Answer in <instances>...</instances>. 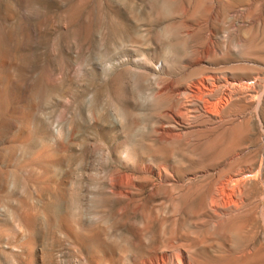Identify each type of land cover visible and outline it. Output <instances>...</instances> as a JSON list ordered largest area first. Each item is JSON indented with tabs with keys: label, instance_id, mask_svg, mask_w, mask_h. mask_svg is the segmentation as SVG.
Segmentation results:
<instances>
[{
	"label": "rangeland",
	"instance_id": "374dc122",
	"mask_svg": "<svg viewBox=\"0 0 264 264\" xmlns=\"http://www.w3.org/2000/svg\"><path fill=\"white\" fill-rule=\"evenodd\" d=\"M0 264H264V0H0Z\"/></svg>",
	"mask_w": 264,
	"mask_h": 264
},
{
	"label": "bare ground",
	"instance_id": "6f19581e",
	"mask_svg": "<svg viewBox=\"0 0 264 264\" xmlns=\"http://www.w3.org/2000/svg\"><path fill=\"white\" fill-rule=\"evenodd\" d=\"M215 74H216V73H215ZM212 76H214V75H212ZM208 77H209V76H208ZM210 77H211V76H210ZM217 77H218V76H217ZM215 78H216V77H215ZM222 78H223V77H222ZM218 79H219V77H218ZM209 80L212 81V78L201 79L200 82H199L198 84L201 85L202 88H205V89H206V87H208V84H209V83H207V82H208ZM214 80H215V79H214ZM225 80H226V79H225ZM211 81H210V82H211ZM220 81H222V80H220ZM223 81H224V79H223ZM225 82H226V81H225ZM233 82H234V81H233ZM212 83H213V82H212ZM256 83H257V82H256ZM256 83H255V84H256ZM193 84H194V83H193ZM196 84H197V83H196ZM233 84H234V83H232V85H233ZM244 84H245V83H244ZM259 84H260V83H259ZM261 84H262V83H261ZM211 85H212V84H211ZM213 85H214V84H213ZM215 85H216V84H215ZM248 85H249V84H248ZM193 86H196V85H193ZM223 86L225 87V85H223ZM238 86H239V85H238ZM241 86H242V85H241ZM244 86H245V85H244ZM250 86H252V84H251ZM260 86H261V85H259L258 87H260ZM196 87H197V86H196ZM196 87H195V88H196ZM215 87H216V86H215ZM245 87H247V86H245ZM245 87H244V88H245ZM192 88H193V87H192ZM198 88H199V87H198ZM198 88H197V89H198ZM216 88H217V87H216ZM210 89H211V88H210ZM212 89H213V88H212ZM218 89H219V88H218ZM221 89H222V87H221ZM221 89H220V90H221ZM231 89H232V88H231ZM240 89H241V88H240ZM254 89H255V88H254ZM254 89H253V90H254ZM260 89H261V88H259V90H260ZM206 90H207V89H206ZM220 90H219V92H220ZM226 90H227V89H226ZM229 90H230V89H229ZM229 90H228V91H229ZM232 90H233V89H232ZM232 90H231V91H232ZM253 90H252V91H253ZM231 91H230V92H231ZM248 91L250 92V90H249V86H248V90H247L246 92H248ZM252 91H251V92H252ZM260 91H261V90H260ZM260 91H259V92H260ZM199 92H201V88H199ZM203 92H204V91H203ZM203 92H202V94H203ZM217 92H218V91H217ZM217 92H216V93H217ZM219 92H218V93H219ZM226 92H227V91H226ZM234 92H236V90H235ZM241 92H243V91H241ZM196 93H197V92H196ZM221 93H222V92H221ZM221 93H220V94H221ZM224 93H225V91H224ZM237 93H238V89H237ZM243 93H245V92H243ZM256 93H257V92H256ZM206 94H207V93H206ZM213 94H214V93H213ZM229 94H230V93H229ZM229 94H228V95H229ZM245 94L247 95V93H245ZM230 95H231V94H230ZM242 95H243V94H242ZM253 95H255V94L253 93ZM253 95H251V96L253 97ZM215 96H217V94H216ZM220 96H221V95H220ZM231 96H232V95H231ZM248 96H250L249 93H248ZM256 96H258V94H257ZM261 96H262V95H261ZM212 97H213V96H212ZM217 97L219 98V96H217ZM252 97H251V98H252ZM199 98H200V97H199ZM203 98H204V97H203ZM218 98H217V99H218ZM220 98H221V97H220ZM224 98H226V96H225ZM241 98H242V97H241ZM246 98H247V97H246ZM213 99H214V102H215V97H214ZM254 99H255V96H254ZM254 99H253L252 101H254ZM199 100H200V99H199ZM206 100H208V98H206ZM222 100H224V99H222ZM222 100H220V101H222ZM256 100H257V97H256ZM234 101H235V100H234ZM237 101H239V100H237ZM249 101H250V100H249ZM203 102H204V101H203ZM209 102H210V101H209ZM216 102H218V101L216 100ZM216 102H215V104H220L219 102H218V103H216ZM225 102L228 103L227 100H226ZM225 102H224V103H225ZM246 102H247V101H246ZM210 103H211V102H210ZM230 103H231V102H230ZM230 103H228V105H230ZM207 104H208V103H207ZM207 104H205V105H207ZM211 104H212V103H211ZM211 104H210V105H211ZM215 104H214V106H215ZM234 104H235V103H234ZM212 105H213V104H212ZM212 105H211V106H212ZM221 105H223V104L221 103ZM203 106H204V105H203ZM217 106H218V105H217ZM217 106H215V107H217ZM219 106H220V105H219ZM219 106H218V107H219ZM215 107H213V108H215ZM226 107H227V105H226ZM226 107H225V108H226ZM229 107H230V106H229ZM237 107H238V106H237ZM220 108H221V107H220ZM240 108H241V107H240ZM240 108H239V110H240ZM244 108H246V107H244ZM210 109H212V108H210ZM222 109L224 110V108H222ZM247 109H248V108H246V110H247ZM205 110H207V108H205ZM213 110H214V109H213ZM215 110H216V109H215ZM217 110H218V108H217ZM220 110H221V109H220ZM226 110H228V109H226ZM205 112H207V111H205ZM208 112H209V111H208ZM215 112H217V111H215ZM218 112H219V111H218ZM218 112H217V116H218V114H219ZM230 112H231V111H230ZM222 113H224V112H222ZM236 113H238V112H236ZM239 113H240V112H239ZM213 114H214V113H212L211 115H213ZM213 116H214V115H213ZM217 116H216V117H217ZM234 116H235V115H234ZM240 116H241V114H240ZM209 117H210V116H208V118H209ZM218 117H219V116H218ZM216 119H217V118H216ZM244 119H245V118H244ZM223 120H224V119H223ZM249 121H250V120H249ZM214 123H215V122H214ZM242 124H243V123H242ZM249 131H250V130H249ZM255 161H257V160H255ZM254 163H255V162H254ZM254 163H252V164H254ZM244 171H245V170H244ZM242 173H243V172H242ZM242 173H241V174H242ZM244 173H245V172H244ZM237 175H238V174H237ZM243 175H244V174H243ZM247 175H248V174H247ZM238 176H239V175H238ZM241 176H242V175H241ZM217 177H218V176H217ZM230 178H231V177H230ZM230 178H229V179H230ZM243 178H244V177H243ZM232 179H233V178H232ZM237 179H238V178H237ZM249 179H250V178H249ZM224 180H225V179H224ZM241 180H242V179H241ZM246 180H247V179H246ZM228 181H230V180H228ZM238 181L240 182V180H238ZM244 181H245V180H244ZM224 184H225V183H224ZM228 184H229V183H228ZM225 185H226V184H225ZM225 185H224V186H225ZM235 188H236V186H235ZM231 189H232V188H231ZM214 191H215V190H214ZM221 191H222V190H221ZM225 191H226V190H225ZM226 192H227V191H226ZM224 193H225V192H224ZM227 193H228V192H227ZM227 193H226V194H227ZM233 193H234V192H233ZM219 195H220V194H219ZM223 195H224V194H223ZM228 195H229V194H228ZM239 195H240V194H239ZM211 196H212V195H211ZM221 196H222V195H221ZM221 196H220V197H221ZM230 199H231V198H230ZM209 202H210V201H209ZM242 202H243V201H242ZM211 203H212V202H211ZM213 204H214V203H213ZM225 204H226V203H225ZM225 204H224V205H225ZM215 205H216V204H215ZM213 206H214V205H213ZM213 206H212V207H213ZM216 206H218V205H216ZM231 207H232V206H231ZM234 207H235V206H234ZM222 208H223V206H222ZM235 209H236V208H235ZM225 210H226V209H225ZM228 211H229V210H228ZM226 214H227V213H226ZM226 214H225V215H226Z\"/></svg>",
	"mask_w": 264,
	"mask_h": 264
}]
</instances>
